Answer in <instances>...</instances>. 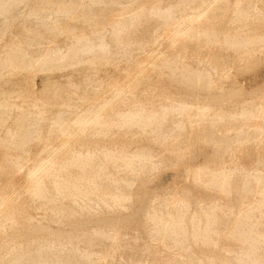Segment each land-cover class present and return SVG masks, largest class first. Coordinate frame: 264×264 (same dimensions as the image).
I'll return each mask as SVG.
<instances>
[{
    "label": "bare ground",
    "instance_id": "1",
    "mask_svg": "<svg viewBox=\"0 0 264 264\" xmlns=\"http://www.w3.org/2000/svg\"><path fill=\"white\" fill-rule=\"evenodd\" d=\"M134 1L136 5L130 4L133 7L122 8L119 0H80V5L78 0H0V85L9 84V77L13 79L22 72L45 73L72 67H83L98 75L109 66L123 63L125 74L123 83L113 80L95 85L86 75L89 79L82 82L84 87L91 86L94 96L108 89V94L104 93L108 101L104 97H91L86 89L82 94L77 84L72 83L67 102L60 101L62 94L57 88L61 87L50 83L46 90L49 102L37 98L33 85H28L27 92L21 93L25 106L18 104L19 93L11 87L0 90V156L4 158L0 164V264H103L112 258L111 253L120 241L113 226L81 231L78 235L77 231L48 232L43 222L48 219L62 227L83 214L97 215L102 210L115 213L122 209L131 199L133 177L140 179L161 165L147 149L130 150V143L141 137L149 138L162 151L176 152L174 157L180 160L186 148L180 151L183 141L178 135L187 125L200 126L205 122L212 133L221 136L214 145L219 153L216 158L226 156L230 162L213 168L200 165L185 172L190 174L193 185L207 193L228 197L234 194L238 202L224 204L212 197L209 203L199 202L191 210L184 197V200L178 196V199L152 198L143 216L145 226L150 225L151 241L161 244L152 264H264V160L258 159L254 167L242 170L233 161L236 151L245 143L259 142L264 135V127H260L264 124L261 102L241 101L237 104L238 115L231 117L232 114L209 103L193 105L171 95L158 96L156 83L150 76L169 74L172 83L205 92L221 87L212 74L218 77L227 74L225 66L201 52L216 45L235 54L240 52L239 62H248L254 54L264 51V31L257 29L264 24V15L257 5L264 0H172L166 6L156 0ZM97 4L104 9L93 14L95 11L91 9ZM86 10L92 17L99 15L105 19L99 18L102 20L99 25L97 19L88 17L84 21L87 29L76 28L79 18H73L72 14ZM218 13L222 15L216 18ZM224 18L228 22L220 30L216 21ZM65 22L73 23L71 30L65 28ZM147 24L149 28H143ZM169 27L173 28L167 31ZM164 30L170 41L166 42L170 54L167 51V56H154V51L152 55H144L152 62L148 69L137 59L132 61L133 50L146 54L154 47L151 39ZM56 35H64L67 42L56 43L53 39ZM188 45L194 47L191 57L196 66L187 60ZM14 94L17 102L12 101ZM70 101L74 104H69ZM52 108L57 111L52 113ZM231 122L238 126H232ZM165 123H170L171 129L163 130ZM111 130L122 134L120 146L94 143L97 138H108ZM88 137L93 141L90 144L84 143ZM34 142L44 144L36 155L30 148ZM201 142L215 144L211 137H203ZM171 144L178 147L169 148ZM7 172L25 173L26 186L22 192L15 193L12 180L8 186L3 185ZM237 173L241 174L239 181ZM8 190L14 192L9 196ZM22 200L31 203L29 210L38 218L29 216L23 220ZM217 212L227 218L220 229L215 227ZM96 239L108 245L106 251L94 255L90 250ZM224 241L229 244L224 245ZM191 243L208 254L201 258L194 256ZM80 245L89 249H81ZM146 245V252L153 253ZM216 250L221 253L219 258L209 254Z\"/></svg>",
    "mask_w": 264,
    "mask_h": 264
},
{
    "label": "rangeland",
    "instance_id": "2",
    "mask_svg": "<svg viewBox=\"0 0 264 264\" xmlns=\"http://www.w3.org/2000/svg\"><path fill=\"white\" fill-rule=\"evenodd\" d=\"M120 1H122L123 3ZM156 1H161V3H162V4L160 3L161 6H166L172 0H156ZM133 2L135 3L137 1L119 0L120 6L122 8L133 7L134 5H136ZM172 2H174V0ZM80 4H81V2H80V0H78L77 5H80ZM130 4H132L133 6ZM95 6H97V7H93L91 9L92 11H95V12H93V14H97V12H99V10L104 9V7H102V4H97ZM257 7L261 11L262 15H264V8H262V7H264V1L259 2ZM106 11H108L107 8H106ZM82 12L76 11V13L72 14L73 18H77V19L79 18L78 23L75 24L76 28L87 29V26L85 25L84 21L88 20V17L92 18L93 20L97 19L96 21H98L99 25H100L99 22H101L103 19H105V17H102L103 19L101 18V16L99 17V15L98 16L94 15L92 17L93 14L91 15L90 13H88L87 10L85 12L84 11H82ZM86 13L88 16L86 15ZM83 14H85V15H83ZM221 15H222L221 13L216 14V16H217L216 18H218ZM85 18H87V19H85ZM99 18H101L102 20ZM216 22L218 24V28L220 30H224L226 28V23L228 22V19L227 18L226 19L224 18L223 20L217 19ZM63 25L65 26L66 29H68L70 26L73 25V23H71V22L66 23L65 22ZM149 26H150V24H147V25H144L143 28H145V27L149 28ZM169 28L167 29V31L171 30V28H173V27H169ZM71 29L72 28H69V30H71ZM257 29L260 32L264 31V24L258 25ZM165 33H166L165 30L162 31V33L160 31V33L157 34L154 38L156 40H154L153 38L151 39L152 42L153 41L155 42L154 47L152 49H148L146 54L142 55L140 52H136L135 50H133L131 52V56L133 57L132 61L137 59V63H140L141 65L145 64L146 66H144V65L143 66L145 67V69H148L151 67L152 62L147 61L145 59L144 55H147V54L152 55V53H154V51H156V53H154V56H163V55H165V53H167V51H168V54H170L169 52H171V50L168 47L169 44H168V46L166 44V42L169 43L170 41L167 40ZM105 37H106V41H108L109 37L107 35ZM53 39L56 43H58L60 45H63L64 43L67 42V38L64 35H56ZM161 40L163 42H161ZM156 42H158V43H156ZM167 48H169V49L167 50ZM193 48L194 47L192 45H188L187 60H188V62L190 61L189 63H194L193 66H196L195 62L193 61V58L191 57ZM132 53H133V55H132ZM238 53H240V52H238ZM238 53L235 54L232 51H226L224 49H220L216 45L211 47V49L208 51H202L201 52L202 56H211L214 58L213 62L215 60L220 61L225 66V69L227 70V74H224V75L222 74L220 77L212 74V78L221 87H218L216 89L214 88L213 90L211 89L212 91L210 90L209 92H205L203 90L193 88L190 86L186 87V86H183L180 84L172 83L170 81L169 76H167L169 74H167V75L165 74V75L160 76V77L157 74H150L151 79L153 80V83H156V94L158 96L171 95V96H174L179 101L184 100V101H187L193 105L194 104H207V103H209V104L216 106L217 108L221 107V109L224 110L225 112L229 113V115L232 114L231 117L232 116L235 117L236 115H238L240 107L237 104L241 101H243V102L246 101L245 103H247L250 101H254V99H256L257 100L256 102H258V101L261 102L262 107H264V97H262L264 95H261V94H264V51L257 52L256 54H254L253 57L248 62H244V61L239 62V60H238L239 54ZM155 54H157V55H155ZM165 56H167V55H165ZM139 57H144L143 59H145L147 62L145 60H139V59H142ZM190 59H192V60H190ZM135 62H136V60H135ZM118 65L119 66H117V67L109 66V67L103 69V72H100V74H98V75H95L94 73H90V72L86 71L83 67H80V68L72 67L71 69L73 71L70 68L68 70L67 69L66 70L62 69L59 71L54 70L55 71L54 74H52L54 71L45 72V73L40 72V71H35V72L33 71V73L22 72L21 74H19L17 76L18 78L16 76H15L16 78L14 77L13 79L11 77H9V80L7 79L8 82H10L9 84H7V85L3 84L2 85V83H3L2 82L0 85V90H7V89L10 90L8 87H11V89L18 92L19 93L18 95L17 94L13 95L14 99H12V101L17 102L20 99L18 104H20V105L22 104L21 106H25V104L22 102L23 101L22 96H24L23 94H25V92H27L28 85H30V86L33 85L35 96L37 98H40V99L46 101V102L48 101V98L46 96V94H47L46 90H47V88H49L48 85H50V84H53L55 87H61V88H57L59 93L61 92V94H62V99L60 101H65V102L69 101L68 95H69V93L72 92V89H70V83L77 84L78 89H81V91L80 90L77 91L78 94H81V93L83 94L84 90L86 89L87 92L86 91L85 92L88 95H90L91 97H94V98L98 97V98L103 99L102 97H104V93L108 94V89L105 88L104 93L99 92V93L95 94L96 96H94L93 92H92L93 91L92 87L89 86L90 88L89 87L86 88V87H84L85 85H83L82 82L89 79V77L86 76V75H88V76H90L89 80H93L92 82L94 83V85H95V82L101 83V81L105 84H109L113 80H116L119 83H123L124 79H125V76H124L125 74L123 72L124 64L121 63ZM148 65H150V66H148ZM146 67H148V68H146ZM210 67L209 68L206 67V69H210ZM64 70H65V72H63ZM68 72H72V73H68ZM39 73H41V74H39ZM49 73H51L52 76ZM73 73H75V74H73ZM90 74H93L94 78H92L93 75H90ZM32 75H34L35 77ZM44 76H46V78ZM63 76L68 78V79L64 78ZM52 77L54 80L52 79ZM57 77L59 78V80ZM61 77H63V78H61ZM95 77H97V78H95ZM50 78L52 80H49ZM83 78H85V79H83ZM47 79L49 81H53V82H49V81H47ZM69 79H71L70 82H69ZM55 80H56V82L59 81V83H56ZM62 80H64V81H62ZM65 80H66V82H65ZM60 83H61V86L59 85ZM63 83H65L64 84L65 88H64ZM93 83H92V85H93ZM103 83H101V84H103ZM11 85H13V86H11ZM4 87H6V88H4ZM42 87H44V88H42ZM66 87L68 88V90H63V89H67ZM39 89H41V90H39ZM69 89H70V91H69ZM88 91H90L92 94L89 93ZM21 93H23V94L21 95ZM39 93H40V95H39ZM42 93H45V94L42 95ZM107 94H105L106 95L105 97H108ZM16 95L19 97L18 100L16 98L17 97ZM211 97H213V98H211ZM15 98H16V100H15ZM106 99H108V98H105V101L109 100V99L108 100H106ZM157 100L159 101V99H157ZM53 101H50L53 103L51 105H54ZM68 103L72 105L73 101L72 102L70 101ZM56 111H57V108L51 109L52 113H55ZM105 112H107V110ZM235 113H237V114H235ZM182 122L185 123V118L182 119ZM230 124L232 126H238V124L237 123L235 124V122H231ZM257 124H259V122ZM201 125H203V126H201ZM260 127H264V124L261 123ZM169 129H171V124L165 123L163 125V130L167 131ZM250 131L251 130H249V132ZM110 132L113 135L109 134L108 138H105V139L97 138V139L93 140L94 143H98V144L106 145V146H120L121 145L120 140L122 138V134L116 132V130H113V131L111 130ZM114 134H116V135H114ZM251 136H253V135L251 134ZM178 137L179 138L181 137L180 139L183 141L179 145L180 151H183L186 148L184 150V152H185L184 157L180 160H178L176 157H174L176 152L169 153V152L162 151L159 148V145L150 142L149 138L141 137L140 139L133 140V143H130V145L128 147L130 150L134 151L136 148L147 149L154 156L153 157L154 161L157 163L161 162V165L155 171L151 172L150 174L147 172L145 175L141 176L140 179H138V178L135 179L133 177V180H134L133 186L129 190V194L131 195V199L129 200V202L125 203V206L123 208H125V207L126 208L124 210L122 208L115 213L114 212L113 213L108 212L106 210H102L97 215H85V214H83L76 221L70 220L67 222V224L65 226H62V227L58 226L55 222H51L50 220L46 219L43 222L44 228L48 232H61V231L62 232H75V231H77V233L79 235L81 233V231H85V230L91 231V230H94L98 227L106 229L108 227L110 228L111 226H113V228L116 229L118 232L120 241L115 246V250H113V252L111 253L112 258L106 259V261H104L103 264H148V263L152 264V260L157 256V254L155 252L161 251V244L158 242L151 241L152 239L148 235L149 234L148 232L150 230V225L147 223L146 224L147 226H145L146 222H145L144 217H143L145 210L148 209L149 203H150L152 198H156L158 200H162L165 198L167 199L168 197H169V199H178V198H179V200L186 199L185 201H188V203H190V205H191V210H194L196 207V204L199 202H202L204 204L209 203V201L212 200V197L218 198L221 201V203H224V204L230 203V204L236 205L238 202V198L234 194H231L228 197V196H224L223 194L219 195V196H215V195H212L210 193H207L206 191H204L200 187L193 185L191 183V180H190L191 176L189 177L190 174L185 172L186 170L188 172H192L193 169L200 167V165H202V166L206 165L207 166V164H208V167L213 168L215 165H219V164L224 165L225 163H229L230 160H228V158L226 156L216 158V155L217 154L219 155V153H217L214 145H216L217 141L219 139H221L220 138L221 136L218 133L217 134L212 133V131L208 128L207 123L205 122V123L200 124V126L193 125L192 127H189L187 125L186 128L178 135ZM203 137H206L208 139H210V137H211L212 140L215 142V144L214 143L205 144V143L201 142V138H203ZM259 138H260L259 140L261 142L260 141L259 142L251 141L247 144L245 143V145L243 144L244 146H242L238 151H236V153H235L236 161H235V159H233V161L235 162L236 167L237 166L239 167V168L237 167L238 169H240V170H242V168L243 169H247V168L250 169V168H252V166L254 167L255 162L258 161V159L264 160V144H262V142H264V135L260 136ZM86 139H87L86 142H84L86 144H90L93 142L91 140L92 138H90V137H88ZM257 144L259 146H256ZM43 145L44 144L40 143V142L32 143L30 145L31 153L35 154V155L39 154L41 152ZM168 146H169V148L170 147H172V148L178 147V145L175 146V144H171ZM243 147H244V149H242ZM255 149H257L259 151L255 150ZM177 152H179V150ZM0 155H2V153H0ZM158 156H161V157L158 158ZM260 156H261V158H260ZM0 157H1L0 164H3L4 158H3V156H0ZM218 159H219V161L217 162L216 160H218ZM210 160H211V162L208 163L207 161H210ZM222 160H223V162H222ZM214 162H216V163H214ZM202 163H206V164H202ZM173 164H177V165L175 167H173ZM24 175H25V173L24 174L23 173L13 174L12 172L11 173L7 172L3 175L4 178L2 177L3 178L2 181L4 180L2 183L4 186H8L10 184L9 183L10 180H12L15 182V183L13 182V185H12L13 186L12 189H15V193L16 192H22L23 188H25V186H26ZM235 176H236V181H239L241 174L237 173V174H235ZM186 177H188V179ZM16 187L17 188L19 187V189H17ZM13 192L14 191L8 190V194L10 193L9 196ZM177 196H178V198H176ZM182 197H184V199ZM24 200L29 201L26 198H24ZM24 200L21 201V204H22L21 205L22 206L21 213H23L22 214V217L24 218L23 220H25V218H28L29 216H33V217L35 216L36 217L35 213H33V211H31L32 206H31V203H29L30 201L25 202ZM24 203H25V205H24ZM29 208L31 210H29ZM216 214H217V217H216L217 218L216 219L217 224L215 227L218 229L223 228V226L227 222V218L223 217L220 212H217ZM36 218H38V217H36ZM21 222H23V221H21ZM23 223H25V222H23ZM147 243L152 248V252H153V253H151L152 255L147 253L145 250ZM223 244L227 246L229 244V242L224 241ZM107 245L108 244L106 242H103L100 239H96L93 242V247H91L90 251L94 255L99 254L103 251H106L105 247H107ZM80 248L81 249H89L88 246H84V245H80ZM191 249H192L191 253L196 257L201 258V257H204L205 255L208 254L207 250L204 251L203 249L194 245L193 243H191ZM209 254H211L212 256L215 255L214 256L215 258H219L221 255L219 250L213 251L212 253L209 252Z\"/></svg>",
    "mask_w": 264,
    "mask_h": 264
}]
</instances>
